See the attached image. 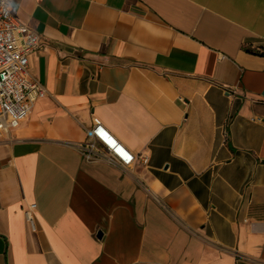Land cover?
Instances as JSON below:
<instances>
[{
	"label": "crops",
	"instance_id": "crops-1",
	"mask_svg": "<svg viewBox=\"0 0 264 264\" xmlns=\"http://www.w3.org/2000/svg\"><path fill=\"white\" fill-rule=\"evenodd\" d=\"M10 10L46 94L0 133V264H264V0ZM95 123L132 165L84 159Z\"/></svg>",
	"mask_w": 264,
	"mask_h": 264
},
{
	"label": "built area",
	"instance_id": "built-area-1",
	"mask_svg": "<svg viewBox=\"0 0 264 264\" xmlns=\"http://www.w3.org/2000/svg\"><path fill=\"white\" fill-rule=\"evenodd\" d=\"M11 0H0V133H8L23 121L33 102L46 90L29 72V57L42 45L40 36L19 21L10 10ZM87 161L103 153L126 168L135 161L133 155L105 127L95 123L86 129V141L78 145ZM147 162V158L142 159ZM34 203L25 212L31 220Z\"/></svg>",
	"mask_w": 264,
	"mask_h": 264
},
{
	"label": "water",
	"instance_id": "water-1",
	"mask_svg": "<svg viewBox=\"0 0 264 264\" xmlns=\"http://www.w3.org/2000/svg\"><path fill=\"white\" fill-rule=\"evenodd\" d=\"M100 236V233H99V235H98V237Z\"/></svg>",
	"mask_w": 264,
	"mask_h": 264
}]
</instances>
